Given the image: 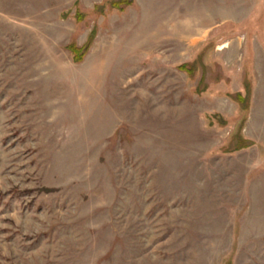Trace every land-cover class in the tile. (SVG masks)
Instances as JSON below:
<instances>
[{"label":"rangeland","instance_id":"374dc122","mask_svg":"<svg viewBox=\"0 0 264 264\" xmlns=\"http://www.w3.org/2000/svg\"><path fill=\"white\" fill-rule=\"evenodd\" d=\"M0 264H264V0H0Z\"/></svg>","mask_w":264,"mask_h":264},{"label":"trees","instance_id":"16d2710c","mask_svg":"<svg viewBox=\"0 0 264 264\" xmlns=\"http://www.w3.org/2000/svg\"><path fill=\"white\" fill-rule=\"evenodd\" d=\"M70 51L72 52V54L74 55V59L76 61H80L81 60V56L82 54H80V50H77V49H74V47H71L70 48Z\"/></svg>","mask_w":264,"mask_h":264}]
</instances>
